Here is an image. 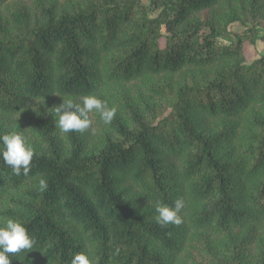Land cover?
<instances>
[{"label":"trees","instance_id":"obj_1","mask_svg":"<svg viewBox=\"0 0 264 264\" xmlns=\"http://www.w3.org/2000/svg\"><path fill=\"white\" fill-rule=\"evenodd\" d=\"M262 12L264 0H0V135L34 149L27 176L0 157V223L35 239L10 264H264V53L249 58L229 29ZM85 95L115 118L93 111L85 132L62 133L55 107ZM177 198L183 222L162 227L156 202Z\"/></svg>","mask_w":264,"mask_h":264},{"label":"clouds","instance_id":"obj_2","mask_svg":"<svg viewBox=\"0 0 264 264\" xmlns=\"http://www.w3.org/2000/svg\"><path fill=\"white\" fill-rule=\"evenodd\" d=\"M97 112L105 125L111 124L116 116V107H109L107 102L102 101L95 95H85L81 102L77 103L72 99H64L55 107L57 117L56 127L62 133L78 132L83 133L91 126L89 113ZM0 157L8 165L13 174L27 176L31 169V161L34 156V149L27 138L19 131H8L0 135ZM48 188L44 178L38 181V191L43 193ZM184 208L183 198H177L172 206L156 202V222L165 227L169 224L180 225L183 220L180 215ZM35 239L30 237L25 226L19 221L7 218L0 223V264H10L9 254L26 253L34 249ZM117 249V253H118ZM70 264H91L89 256L85 253L73 255Z\"/></svg>","mask_w":264,"mask_h":264},{"label":"rangeland","instance_id":"obj_3","mask_svg":"<svg viewBox=\"0 0 264 264\" xmlns=\"http://www.w3.org/2000/svg\"><path fill=\"white\" fill-rule=\"evenodd\" d=\"M141 1L146 5L148 4V0ZM149 11L151 14H155L156 9L149 8ZM263 15L264 12L261 13V16ZM254 22L258 24L254 25ZM229 29L234 32H241L243 48L249 58L264 53V18L249 19L245 23L233 22L229 25Z\"/></svg>","mask_w":264,"mask_h":264}]
</instances>
